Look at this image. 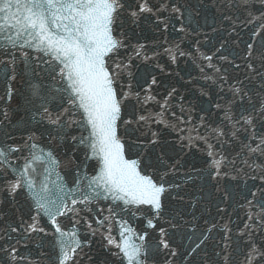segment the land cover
<instances>
[{
	"label": "snow or ice",
	"instance_id": "snow-or-ice-1",
	"mask_svg": "<svg viewBox=\"0 0 264 264\" xmlns=\"http://www.w3.org/2000/svg\"><path fill=\"white\" fill-rule=\"evenodd\" d=\"M209 15L225 35L195 57L215 85L197 111L154 71L199 53ZM0 83L22 113L0 108V264H41L34 236L48 264H79L96 236L116 264H264V0H0Z\"/></svg>",
	"mask_w": 264,
	"mask_h": 264
},
{
	"label": "water",
	"instance_id": "water-1",
	"mask_svg": "<svg viewBox=\"0 0 264 264\" xmlns=\"http://www.w3.org/2000/svg\"><path fill=\"white\" fill-rule=\"evenodd\" d=\"M209 23L204 26L203 28V34L199 36L200 40V47H199V53L193 51V55L190 57H181L178 59V61L175 64H172L167 56H161L158 60V62L164 66L165 71L161 73L158 69L154 71V74L157 76L158 80L161 81V86L158 89L161 95L165 94V88L169 86H175L178 89V96H183L184 100L183 103L185 105L194 104L197 107V111L199 110V107L201 106V103L203 102L206 105L207 98L200 96V89H205L214 92L215 91V85H212L209 81L204 80L201 78V73L199 71V66H204L207 64V61H202V59H195L198 55L201 53L211 55L212 52L215 50V47H218L221 37L225 35L223 31H212V26H216L219 28V24L216 23L213 20L212 15H209L208 17ZM203 23V21H201ZM226 27V25H225ZM143 31L141 32L140 29H137L138 35L141 37L140 42L147 43L149 40L153 39V33L149 30L147 24L142 25ZM239 31V29H238ZM250 32V29H245L243 32H241V36L243 39H248V34ZM142 37H148V40H143ZM207 37V38H205ZM178 39V38H177ZM132 43H137V39L133 38ZM187 50V43L182 45ZM241 48H243V44L240 45ZM233 52L235 51L234 46L230 48ZM162 51V50H161ZM136 63L139 64V61ZM212 63H218L216 58L213 57ZM236 63H241L240 60H237ZM153 66L149 64L147 66V69H151ZM224 67H228L227 65H224ZM139 70L143 71L146 70V66L143 64H140ZM135 71V69H134ZM205 71L208 72L209 75H211V70L208 68H205ZM228 72L232 75H236V71L230 67H228ZM176 73H179V76L176 75ZM181 77L183 79H181ZM17 86L19 88H17ZM13 87L16 88L18 91H23V85L22 82H20V78L18 77L17 82L13 83ZM6 91V88L3 83H0V96H3ZM179 99L174 101V103H179ZM20 98L16 95L13 96L12 102L8 105H5L3 102H0V108L7 107L9 110V118L11 119L12 123V117L13 115L20 117L22 115L21 111L17 107L18 104H20ZM15 108L13 109V107ZM14 124V123H13ZM153 131H158L159 129L157 126H152ZM176 137V133H171L166 136V138L169 141L174 142ZM161 151H170L169 145H164L161 149ZM153 159L155 157V153H152ZM198 154L196 156H185L183 158V163H185V167L181 169L180 173H177V182H179L180 177L183 172L188 170V166L192 164V162L197 159ZM70 167V166H68ZM199 184H204L205 182L198 181ZM193 186L188 185L185 187L186 193H192ZM208 188L205 187V192L207 193ZM199 195V193H196ZM190 197L188 195H185V202L179 207L182 210L191 211V209L188 206V201ZM21 205H24V207H20L19 205L17 207H20V211L17 212L16 208H14L11 204H5L3 206V211L8 213V217H5V219H9V222L12 220H15L18 215L25 214L27 205L24 203L23 198H20ZM203 205H201L202 209ZM231 211V210H229ZM212 215L215 216V208L212 207ZM243 215V213H241ZM62 223L65 227L70 226V221L61 218ZM227 219V216L225 217ZM235 219V217H233ZM2 226V225H0ZM142 226V224L140 225ZM115 234V232H114ZM88 239L92 240L91 247H85L83 250V253L80 254L81 258L79 260V264H109V261L111 264H116L115 258L110 257L108 253L104 250L102 247V241L99 236L96 237H87ZM119 238V237H117ZM81 239H85L84 236H81ZM34 242L29 244V249L31 250L33 254L34 259H40L41 264H48V261L45 257L40 256V251L37 249L36 244L40 242L39 237H33ZM45 248L44 251H47L51 247V237L46 238L44 241ZM89 257H92L90 260ZM244 259L242 255H237L234 258L233 264H240V262ZM199 260V257H197V261Z\"/></svg>",
	"mask_w": 264,
	"mask_h": 264
}]
</instances>
